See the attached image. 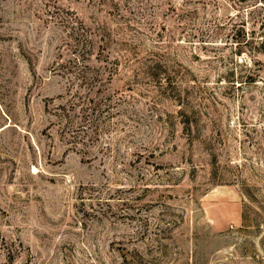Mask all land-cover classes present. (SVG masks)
<instances>
[{"label": "rangeland", "instance_id": "1", "mask_svg": "<svg viewBox=\"0 0 264 264\" xmlns=\"http://www.w3.org/2000/svg\"><path fill=\"white\" fill-rule=\"evenodd\" d=\"M0 264H264V0H0Z\"/></svg>", "mask_w": 264, "mask_h": 264}]
</instances>
